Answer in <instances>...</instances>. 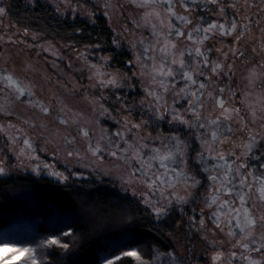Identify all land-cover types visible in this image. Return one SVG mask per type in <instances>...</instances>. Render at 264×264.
I'll return each mask as SVG.
<instances>
[{
  "label": "rangeland",
  "instance_id": "1",
  "mask_svg": "<svg viewBox=\"0 0 264 264\" xmlns=\"http://www.w3.org/2000/svg\"><path fill=\"white\" fill-rule=\"evenodd\" d=\"M37 1L28 0L29 3ZM40 1L51 5L63 17H79L93 22L98 12L103 14L114 33L115 44L124 45L131 52L134 71L131 76L122 75L109 68L110 58L101 56L97 51L98 47L78 46L45 38L41 33L33 32L14 23L7 11L0 15V75L11 74L24 85L29 86L33 93L31 96L18 97L15 92L6 88L4 81L0 80V161L3 162L2 166L5 168V173L0 174V177L15 173H30L36 176L45 175L58 181L56 177L48 174L49 171H57L68 177L73 174H91L111 179L124 194L132 195L135 191V196L143 201L141 193L146 192L147 189L141 185L131 186L125 182L127 173L131 171L135 162L133 165H126L120 158L121 153L114 145L118 144L122 149L125 144L114 134L117 131H124L125 118L133 124L148 122L139 130L141 135L151 133L152 137L159 135L161 138L178 136L173 133L165 134L161 129L162 124H166L169 128L177 127L194 131L200 145V152L203 151L207 158V162L202 164L197 157V163L202 170L205 167H211L217 161L209 157L202 147V138L210 140V135L202 136L208 132V129L196 127V117L188 111L189 101L195 100L190 93L195 91L200 83L205 84L202 90L203 95L199 100V104L203 107L192 105L200 114L199 123H206L208 119L220 115L223 109L217 106L218 99H223L224 107L229 110L239 109L238 114L231 113L229 120L221 118L219 139L213 145L214 151H222L225 154L234 152L235 156L227 158L235 160L236 157H240L237 164L246 163L248 169L253 170L257 175L264 171L259 168L260 164H264V158H262L264 157V76H260L254 83H249L250 70L264 65V57L254 60L253 55L247 57L250 54H246L247 58H245L243 56L246 52L242 53L234 47L237 42L233 41H236L234 39L240 24L227 11L231 8L232 11L234 10L229 2L217 0L214 5L210 3L214 7V9L210 8V14L214 16L211 23L223 24L225 30L230 29L235 23V30L230 35H224L216 28L208 34L209 38L200 45L208 60L207 65H200L203 75H195L197 84L189 85L188 95L184 93L177 95L179 89L185 85L179 76L168 78L169 89L166 93L158 85L152 84L151 68L145 66L151 65V61L146 58L144 48L155 43L153 24L156 25L157 33H166L168 20L171 19L173 25L184 30L185 37L197 26L207 27L208 25L204 26L196 18L194 8L197 2H203V0H171L176 16H186L191 21L188 25H184L175 16L170 17L166 12L167 3L161 0H156L155 4L145 7L139 6L141 0ZM238 2L239 6L245 8L250 6L251 1L239 0ZM183 4L187 5V10L182 6ZM0 7L7 9L6 0H0ZM153 11L158 12L159 17L152 16L146 22L145 14ZM161 20L164 24L160 23ZM185 37L177 39L173 36L177 43V50L183 48L185 44L191 47L196 46L187 41ZM250 51L254 55L262 54L254 48H250ZM185 59L187 60V56ZM214 64L221 65L216 73L211 71ZM93 65L96 68H93ZM97 69L105 73V79L108 74H119L122 86H101L95 74ZM134 85L140 90L142 97L139 103L128 105L125 99H121L119 90L129 94L135 90ZM220 89L224 91L221 92ZM149 91L159 93L161 99L156 101L153 96L148 95ZM209 93L212 95L209 96ZM158 106L164 116L159 120L154 117V111ZM43 108H48L49 111L45 113ZM165 108L167 111H164ZM136 110L147 112V114L136 116ZM173 110L179 112L184 119L189 121V124L172 121ZM253 111L256 113L255 118L252 116ZM61 120L67 123H61ZM229 127L232 129L231 132L228 131ZM84 131L88 132L87 137L83 135ZM136 132L137 130L133 129L131 133H125L130 143L133 142ZM253 135L255 136L253 150L247 157H244L242 156L245 150L244 145ZM25 139L30 141L31 148L23 143ZM148 142L158 146L161 141L156 139ZM90 145L93 148L99 145L100 151L93 155L89 150ZM21 149H24L23 153ZM112 151H117V156L110 155ZM69 152L73 155L68 156ZM187 158L186 155V161ZM44 164L49 165L50 168L44 169ZM36 165H40L39 174L33 171ZM248 169H242V172L246 174ZM187 170L190 175L194 176L188 168V162ZM205 174L207 178L205 196L199 208L192 209V213L199 218V231H196V238H199V251L208 250L204 257L205 262L201 264H246L240 256L242 253L245 255L249 253L239 246L233 248V244L241 238L239 229L233 228L237 235L230 237L227 234L229 226L226 223H221L220 228L215 226L211 215L215 207L209 209L205 206V201L213 191V182L208 179L211 173L205 172ZM248 179L251 182V177ZM60 182L66 181L60 180ZM197 186L186 189L183 184H178L174 191L179 196H186L190 192L191 195L187 196L188 202L192 199ZM233 186L237 191L240 189L238 177L233 179ZM126 188L128 191H125ZM172 193V189H166L163 193L164 199L161 200L160 191L148 192V198L153 203L159 200L162 204L172 200L170 208L187 204V202L177 203ZM222 196L229 198L227 194H222ZM231 198L235 199L234 193ZM248 207L257 221L254 231L259 243L260 235L264 234V229L260 227V216L264 215V204L259 201L255 188L249 193ZM201 219L204 221L202 227ZM178 234L176 252L156 253L151 260H144L149 264H181L185 248L183 235ZM44 238V236L30 233L28 227L6 228L0 231V245L11 246L27 243L35 246ZM44 251L47 253L48 249ZM233 251L237 253L235 258L230 257ZM216 252L223 253V256L219 261L214 262L212 256ZM251 255L254 259L260 258L257 253L253 252ZM109 258L113 257L109 256ZM20 259H22L21 253L14 252L11 247H0V264H4L5 261L7 264H19ZM47 260L50 264H64L63 262H52L48 257Z\"/></svg>",
  "mask_w": 264,
  "mask_h": 264
},
{
  "label": "trees",
  "instance_id": "2",
  "mask_svg": "<svg viewBox=\"0 0 264 264\" xmlns=\"http://www.w3.org/2000/svg\"><path fill=\"white\" fill-rule=\"evenodd\" d=\"M225 1L234 7L233 11L232 8L227 11L240 24L234 39L236 41H233L237 42L234 47L242 53L246 52L243 57L246 54H250L247 57L253 55L254 60L264 57V0H250V6L246 9L238 5L239 0ZM6 2L7 13L17 25L62 43L98 47L101 56L110 58L111 70L122 75L133 74L131 52L126 46L115 44L114 33L107 18L100 12L97 11L94 21L90 22L79 17H63L51 5L40 0L35 3H29L28 0ZM210 3L214 5L212 0H203L194 7L196 18L204 26L214 20L210 14V8L214 7ZM249 47L262 54L254 55ZM119 94L128 105L139 103L142 97L137 86L129 94L120 90ZM143 114L147 112L136 110V116ZM161 129L165 134H177L187 143L188 168L199 181L187 204L174 206L166 216L157 218L140 197L124 194L107 177L73 174L66 182H60L45 175L15 173L0 177V231L28 227L30 233L38 236L57 235L62 243H69L70 248L67 254L65 250L55 248L54 254L48 258L52 262L64 264H89L96 250L105 245L115 249L114 255L121 251L137 250L143 259L151 260L156 253L176 252L177 236L180 233L185 248L181 264L205 262L208 250L199 251V238H196L199 218L192 213V209L199 208L207 189L206 174L197 163L200 145L194 131L169 128L166 124H162ZM65 208L88 210L91 219L88 215L84 216L88 220L87 234L77 231L73 236L63 238L49 227L60 219L56 213ZM62 230L66 231L67 228ZM116 264L136 263L134 258L125 257Z\"/></svg>",
  "mask_w": 264,
  "mask_h": 264
},
{
  "label": "snow or ice",
  "instance_id": "3",
  "mask_svg": "<svg viewBox=\"0 0 264 264\" xmlns=\"http://www.w3.org/2000/svg\"><path fill=\"white\" fill-rule=\"evenodd\" d=\"M161 2L167 3L166 12L170 17L175 16L177 19L182 21L184 25L191 23L186 16H176V13L173 11L171 0H161ZM213 3L216 0H212ZM156 0H141L139 6L145 7L149 4H155ZM187 10V5H182ZM7 11L6 8L0 7V15L4 14ZM223 12V9H221ZM158 12H148L145 14V21L152 16L159 17ZM161 24H164V21H160ZM153 36L155 37V43L149 44L144 48V54L148 60L151 61V65H145L146 67L151 68V80L153 85H158L165 93L169 89L168 78H174L179 76L181 80L185 82L183 88H180L176 93H184L185 95L189 94V85H196L197 80L194 78L195 75H203V72L200 70V65H207L208 60L204 56L203 51L201 50L200 45L203 44L205 40L209 38V33L213 29L218 28L220 32L224 35H230L232 31L235 30V23L232 24L231 28L225 30L223 24L217 25L215 22L208 24L207 27L201 28L199 26L193 28L187 33L185 37L184 30L180 27L173 25L171 19L168 20L167 28L168 31L159 32L155 31L156 25H152ZM175 38L179 39L185 37V39L191 44L196 45L191 47L189 44H185L183 48L177 50V43ZM151 53L150 55L148 53ZM187 56V60L185 57ZM203 57V59H200ZM139 59V57H138ZM191 61V62H190ZM96 68L95 65L92 66ZM221 68V65L214 64L211 68L213 73H216L218 69ZM264 65L259 66L258 68H253L249 73V83H254L256 79L260 76H264ZM96 76L99 78V83L101 86H112V87H121L119 74H108L105 79V73L101 72L99 69L96 71ZM0 80L5 82L6 88L12 90L17 94L18 97H23L25 95H33L31 88L27 85H24L19 79L14 78L11 74L0 75ZM205 88V84L200 83L195 91H192L190 95L195 97V100L189 101V109L193 115L196 117L197 123L196 127L200 129H208V132L202 134V136L210 135L209 139L202 138V147L207 152L209 157H212L213 160L217 161L211 165V167H205L203 171L211 173L208 176V179L213 182V191L212 194L205 201V206L209 209L215 207V210L212 212V218L215 226L220 228L221 223H226L229 226L228 235L234 237L237 235L233 228L239 229L240 240H237L233 244V248L239 246L245 252L249 253L248 255L241 254L240 259L246 261V264H264V234L260 235L259 243L257 242V236L254 229L257 227V221L253 218L252 212L248 207L249 193L252 192L255 188L256 193H258L259 201L264 204V171H261L257 175L253 170L248 169L246 163H239L237 161L240 157H236L235 160H230L227 157L235 156L234 152L225 154L222 151L216 152L213 149V145L219 139V128L221 123V118L224 120H229L231 118V113H239V109L229 110L224 107V100L218 99L217 106L223 109L219 116L213 119H208L206 123H199L200 114L197 112L195 107H192L193 104L203 107L199 104V100L203 95L202 90ZM221 92L224 89H220ZM199 93V95H198ZM148 95L153 96L156 101L161 99L159 93L154 91H149ZM212 94L209 93V96ZM43 111L47 113L48 108H43ZM167 111V108L164 109ZM172 115V121L179 122L181 124H189V121L184 119V117L175 110ZM256 113L253 111L252 116L255 118ZM154 117L159 120L163 119L164 116L159 110V106L154 111ZM61 123H67L65 120H61ZM147 121H142L140 123H130L126 118L123 121L124 131H117L114 135L122 140L125 144L124 148H120L118 144L114 145L116 149L121 153L120 158L124 160L126 165H133L131 171L127 173L126 184L135 186L141 185L146 192L141 193L143 202L146 206L150 207L151 212L157 217H164L170 211V206L172 200H168L166 203L162 204L160 201L153 203L148 198V192L160 191L161 200L164 199L163 193L166 189L173 190V196L177 203H186L187 196H190L189 192L186 196H179L175 194V187L178 184H183L186 189L195 188L199 181L195 179L194 176L190 175L187 170V161L185 159L187 155V144L185 141L181 140L179 136L172 135L168 137L161 138L159 135L157 137H152L151 133L147 135H141L140 131L143 127L147 125ZM133 129L137 130L136 135L132 143L128 141L125 136V133H131ZM228 131L231 132L232 129L229 127ZM83 135L88 136V132L84 131ZM160 139V144H150L148 141ZM165 140L167 142H165ZM223 143V141H220ZM255 142V136L253 135L250 141L244 145V152L242 156L247 157L253 150V144ZM23 143L31 148L32 145L29 140L25 139ZM89 150L93 155L97 154L100 151L99 145L95 148L89 146ZM24 149H21L23 153ZM68 156H72L73 153H67ZM110 155L117 156V151L110 152ZM197 157L200 162L206 163L207 158L204 155V152L197 153ZM264 158V157H262ZM3 162L0 161V174L5 173V168L2 166ZM138 165V166H136ZM175 165V167H173ZM44 169H49L50 166L47 164L43 165ZM259 168L264 170V164H260ZM242 169H248L246 174L242 172ZM37 174L40 172V165H36L33 169ZM50 176L56 177L58 181L63 180L67 181L68 176H64L62 173L57 171H49ZM239 178L240 189L237 191L233 186V179ZM249 177H251V182H249ZM189 181H191L189 183ZM125 191H128L126 188ZM235 194V199L231 198ZM222 194H227L229 198H223ZM132 195L135 196L136 192L133 191ZM238 201V203H237ZM60 219L57 222H54L49 225L50 228L56 233L59 234V237L67 238L73 236L75 232L80 231L84 234H87V223L88 220L84 219L85 215H88V218L91 219V214L88 213L87 209L82 211H77L74 208H65L56 213ZM77 221H80L77 224ZM260 227L264 229V215L260 216ZM201 227L204 224L203 219L200 221ZM63 228H67L66 231H63ZM223 231V229H221ZM126 246V245H125ZM0 247H11L14 252H19L22 254V259L19 260V264H50L47 257L54 254V249L59 248L69 250V243H62L61 239L57 235L46 236L35 246L30 244H21V245H0ZM48 249L47 253L44 251ZM115 249L108 248L107 245L96 250L93 254V257L89 264H116V262L122 261L125 257H132L136 261V264H149L148 261H145L139 251H121L118 255H114ZM257 253L260 258L254 259L251 253ZM109 256H113L112 259ZM223 253L216 252L212 256V260L219 261ZM237 253L235 251L230 253V257L235 258ZM7 264V261L4 262Z\"/></svg>",
  "mask_w": 264,
  "mask_h": 264
}]
</instances>
